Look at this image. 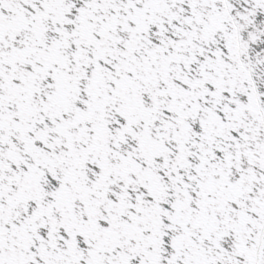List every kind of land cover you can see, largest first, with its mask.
I'll return each instance as SVG.
<instances>
[{"label": "snow or ice", "instance_id": "6c2138e0", "mask_svg": "<svg viewBox=\"0 0 264 264\" xmlns=\"http://www.w3.org/2000/svg\"><path fill=\"white\" fill-rule=\"evenodd\" d=\"M0 264H264V0H0Z\"/></svg>", "mask_w": 264, "mask_h": 264}]
</instances>
